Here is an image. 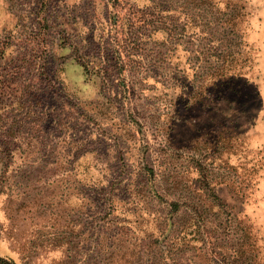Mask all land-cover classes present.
<instances>
[{
  "label": "rangeland",
  "instance_id": "rangeland-1",
  "mask_svg": "<svg viewBox=\"0 0 264 264\" xmlns=\"http://www.w3.org/2000/svg\"><path fill=\"white\" fill-rule=\"evenodd\" d=\"M173 201L188 264H264V0H0V256L105 264Z\"/></svg>",
  "mask_w": 264,
  "mask_h": 264
},
{
  "label": "trees",
  "instance_id": "trees-1",
  "mask_svg": "<svg viewBox=\"0 0 264 264\" xmlns=\"http://www.w3.org/2000/svg\"><path fill=\"white\" fill-rule=\"evenodd\" d=\"M113 4H117L118 0H109ZM118 57V56H117ZM119 59V57H118ZM182 205L179 202H171L167 214L162 217L163 227L156 236H148L139 245V249H125L114 246L115 241L110 237L100 239L97 237L94 241L95 245L89 248L91 253L90 258H102L106 261L105 264H188L187 252L190 250L192 232L190 227L201 231L203 222L194 220L193 217H187V211L182 210ZM182 213L183 218L179 221V225L175 227L176 221L178 223V214ZM186 214V215H185ZM194 220V222H193ZM202 221V220H201ZM201 224V225H200ZM175 227V228H174ZM100 236V234H97ZM201 243L202 239L197 238ZM93 241L91 245H93ZM105 243V244H104ZM99 244L104 249L101 251ZM202 250V246H199ZM146 253V257L143 256ZM0 264H16L11 258L0 256Z\"/></svg>",
  "mask_w": 264,
  "mask_h": 264
}]
</instances>
